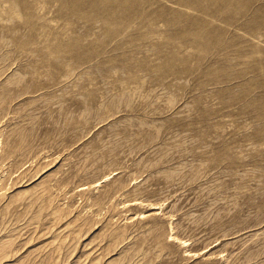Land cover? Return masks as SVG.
I'll return each mask as SVG.
<instances>
[{"label": "rangeland", "instance_id": "rangeland-1", "mask_svg": "<svg viewBox=\"0 0 264 264\" xmlns=\"http://www.w3.org/2000/svg\"><path fill=\"white\" fill-rule=\"evenodd\" d=\"M0 264H264V0H0Z\"/></svg>", "mask_w": 264, "mask_h": 264}]
</instances>
